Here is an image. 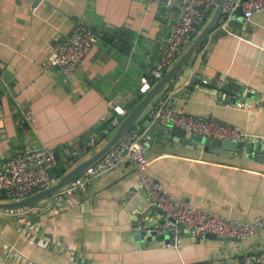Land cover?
Instances as JSON below:
<instances>
[{
    "label": "crops",
    "instance_id": "crops-1",
    "mask_svg": "<svg viewBox=\"0 0 264 264\" xmlns=\"http://www.w3.org/2000/svg\"><path fill=\"white\" fill-rule=\"evenodd\" d=\"M177 11L178 0H0V164L22 149L47 147L61 156L76 143L96 138L112 117L122 121L143 96L140 77L155 65ZM79 24L102 36L64 81L60 67L51 64L52 53ZM204 56L203 81L179 98L173 99L177 89L162 92L149 114L154 104L165 101L178 112L216 118L238 128L247 140L263 141L264 14L255 12L244 29L221 36L209 55L199 51L191 73ZM232 81L251 96L230 87ZM132 131L145 136L149 171L169 192L211 214L247 223L264 219V159L242 148L205 150L156 134L148 145L144 127ZM109 138L95 139L76 161H60L54 169L70 170ZM54 198L53 209L41 216L40 239L21 236L17 223L1 226L0 262L244 264L254 252L264 259V228L245 240L198 237L181 226L174 235L163 233L165 217L148 206L129 161L102 173L78 205L64 193ZM142 225L161 231L141 240ZM41 239H51L54 247L39 244ZM173 239H180V246H164Z\"/></svg>",
    "mask_w": 264,
    "mask_h": 264
},
{
    "label": "built area",
    "instance_id": "built-area-1",
    "mask_svg": "<svg viewBox=\"0 0 264 264\" xmlns=\"http://www.w3.org/2000/svg\"><path fill=\"white\" fill-rule=\"evenodd\" d=\"M217 4L218 0H178L176 18L160 46L157 61L148 74L140 77L138 88L140 95H144L151 89L153 83L164 75L177 56L192 42L200 26L210 17ZM238 4L239 0H226L223 13L231 14ZM241 5L244 20L247 22L251 20L255 12L264 14V0H246ZM101 36V33L91 27L79 24L57 46L52 53L51 64L60 67L64 81L75 74ZM117 109L122 112V109ZM21 112L25 114L28 121L31 120V115L26 114L23 109ZM150 115L152 117L164 116L171 121L172 125L204 137L238 141L246 136L238 128L224 124L216 118L178 112L165 101L154 104ZM120 122V117H112L108 125L100 129L96 138L69 147L61 154L60 160L66 163L76 161L82 152L95 146V139L109 138ZM147 148L145 136L134 131L127 133L117 145L59 193H64L69 201L78 205L81 202V196L102 173L114 169L124 161H129L138 174L139 187L146 193L148 206L164 215L166 224H168L166 229L173 235L177 231L176 226H181L198 237L214 234L221 238L245 240L256 234L259 229L264 228V219H259L255 223H247L211 214L169 192L150 173V161L146 155ZM57 162L51 148L40 147L18 151L7 162L0 164V194L4 195L7 200H18L44 189L56 180L51 170L57 166ZM37 210L36 208L0 209V215L9 218L22 217L30 211L37 212ZM16 223L21 236L40 239L39 233L44 222L34 223L28 218H24L19 219ZM39 244L54 247L51 239H41ZM180 244V239H173L166 242L164 246L176 248ZM263 260V253L254 252L245 258L244 264H262ZM0 264L3 263L0 262Z\"/></svg>",
    "mask_w": 264,
    "mask_h": 264
},
{
    "label": "water",
    "instance_id": "water-1",
    "mask_svg": "<svg viewBox=\"0 0 264 264\" xmlns=\"http://www.w3.org/2000/svg\"><path fill=\"white\" fill-rule=\"evenodd\" d=\"M226 0H218L217 6L214 8L210 18L207 20L202 29L193 38L190 45L187 47L184 53L176 60V62L164 73V75L155 81L149 91H147L135 105V107L122 119L118 127L115 129L110 138L106 143L97 149L90 157L82 160L73 166L70 170L63 173L61 176L56 178L55 182L45 187L44 189L38 190L35 193L18 200H0L1 210H13L23 207L35 206L43 211L36 213L30 211L28 214L22 217H6L0 215V226L7 224H14L19 219L28 218L31 222H39L41 216L48 214L56 202L54 196L62 191L71 182L76 180L88 167L93 165L97 160L102 158L111 148L134 128L141 130L145 128L149 140L148 145L152 143L151 135L156 134L162 139L173 140L176 138L178 142L187 145H192L197 148H203L205 150H223L238 151L243 149L247 155L252 158L264 159V140L255 138L251 140L248 137L241 138L238 141L235 140H221L218 138L204 137L189 131H186L178 126L172 125L171 121L164 116L152 117L147 110L152 102L167 89L176 90L173 94V99L184 96V94H190L193 91L194 86L200 80L203 81L202 68L206 65L208 60L207 56L198 61V65L194 72L191 73L194 60L199 51L205 52L207 55L212 51V47L215 46L218 39L221 36H227L228 32L233 30L244 29V17L242 3L246 0H239V4L231 14L223 13V6ZM211 43L208 47H204L208 40ZM1 73V72H0ZM191 76V77H188ZM5 82H8L6 77L3 78ZM232 85V86H231ZM230 87L237 90L238 93H243L246 97L251 96L248 89L243 85L235 84L234 81L230 83ZM233 100V99H232ZM147 110V113L145 114ZM54 151V156L57 161L60 160L59 152ZM17 151L14 152V155ZM147 155V152H146ZM49 204V205H48ZM48 207L45 209V207ZM164 216V215H163ZM165 220L162 221V226L165 224ZM146 223L145 221H143ZM141 231H138V237L141 240H151L154 236L159 235L161 230L155 229L154 226L142 225ZM163 230V229H162ZM163 233L171 232L168 229H164ZM216 238L214 234H207L205 238ZM146 238V239H144ZM227 239V238H223ZM236 239V238H234ZM229 240H231L229 238Z\"/></svg>",
    "mask_w": 264,
    "mask_h": 264
},
{
    "label": "trees",
    "instance_id": "trees-1",
    "mask_svg": "<svg viewBox=\"0 0 264 264\" xmlns=\"http://www.w3.org/2000/svg\"><path fill=\"white\" fill-rule=\"evenodd\" d=\"M206 23V21L204 22V23H202V25L200 26V29L203 27V25ZM199 29V30H200ZM105 127V125L103 126V127H101L100 129H103ZM60 161H62V160H59L58 162H57V165L59 166V164H60ZM57 167V166H56ZM67 171V169H65V167H58L57 169H54V170H52V174H53V176L54 177H56V178H58L59 176H61L63 173H65ZM2 199H5V196L4 195H1L0 194V200H2Z\"/></svg>",
    "mask_w": 264,
    "mask_h": 264
},
{
    "label": "rangeland",
    "instance_id": "rangeland-1",
    "mask_svg": "<svg viewBox=\"0 0 264 264\" xmlns=\"http://www.w3.org/2000/svg\"><path fill=\"white\" fill-rule=\"evenodd\" d=\"M95 151H96V150H95ZM95 151H94V152H95Z\"/></svg>",
    "mask_w": 264,
    "mask_h": 264
}]
</instances>
